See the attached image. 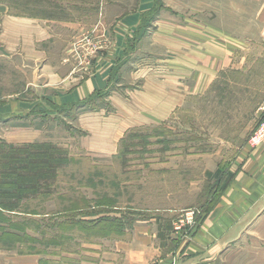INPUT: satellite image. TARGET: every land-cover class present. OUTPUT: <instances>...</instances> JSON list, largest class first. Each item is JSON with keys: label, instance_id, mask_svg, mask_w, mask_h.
Returning a JSON list of instances; mask_svg holds the SVG:
<instances>
[{"label": "rangeland", "instance_id": "1", "mask_svg": "<svg viewBox=\"0 0 264 264\" xmlns=\"http://www.w3.org/2000/svg\"><path fill=\"white\" fill-rule=\"evenodd\" d=\"M60 2L71 18L40 22L43 33L36 24L7 29L0 16V141L34 134L70 159L50 192L0 214V264H83L85 250H151L156 240L179 249L236 180L264 116V0H197L201 35L190 33L189 44L156 34L163 5L119 43L116 22L137 0ZM100 66L103 89L60 102L75 82L62 79L80 82ZM110 116L132 125L114 153L96 151L100 128L86 122ZM217 169L220 179H210ZM228 171L237 173L224 187Z\"/></svg>", "mask_w": 264, "mask_h": 264}, {"label": "crops", "instance_id": "2", "mask_svg": "<svg viewBox=\"0 0 264 264\" xmlns=\"http://www.w3.org/2000/svg\"><path fill=\"white\" fill-rule=\"evenodd\" d=\"M196 1L137 0L134 8L124 13L116 22L114 30L117 42H122L128 32L139 29L143 14L152 13L159 5H163L164 9L155 11L156 34L169 37L167 34L171 33L173 39L189 44L190 33L201 35L199 32L201 28L197 26L195 15L200 10ZM198 1L205 4V0ZM0 16H4L7 29L14 24H36L42 33L44 27L40 22H55L11 15L9 7L2 3H0ZM212 30L214 31L215 28ZM154 60L162 63L168 61L165 57ZM47 70L49 76L52 75V79L58 80L59 76L53 67L48 66ZM107 75V66H100L95 73L80 82H76L77 78L60 79L65 85L70 84L71 81L75 82L72 84V89L58 92L57 97L62 103H75L94 91L103 89L107 83ZM3 109L0 108V114L7 111ZM86 123L100 128L99 133L102 137L96 142L94 149L107 153L116 151L118 139L132 125L127 119L118 120L111 116L104 117L100 122L92 120ZM30 135L26 134L20 139L6 141L22 144L40 139L39 136ZM240 154V161L235 166V169L238 168V173L235 172L236 180L228 187L219 204L217 203L208 213L203 225L195 233L182 237L179 249L167 250L159 240H156L151 250H85L86 260L83 264H102L106 263L105 260L112 261L120 256L126 258L138 256L136 260L139 264H264V143L256 148H248ZM152 237L157 239L155 231H152ZM186 245L187 250H182Z\"/></svg>", "mask_w": 264, "mask_h": 264}, {"label": "trees", "instance_id": "3", "mask_svg": "<svg viewBox=\"0 0 264 264\" xmlns=\"http://www.w3.org/2000/svg\"><path fill=\"white\" fill-rule=\"evenodd\" d=\"M2 1L21 15L46 19L71 18L68 6L60 0ZM69 160L67 150L50 142L13 144L0 141V214L19 211L24 200L50 192L58 170ZM222 174L223 170L217 169L208 172V177L220 179ZM234 176L235 172H227L224 187ZM170 230L174 231L173 228Z\"/></svg>", "mask_w": 264, "mask_h": 264}, {"label": "built area", "instance_id": "4", "mask_svg": "<svg viewBox=\"0 0 264 264\" xmlns=\"http://www.w3.org/2000/svg\"><path fill=\"white\" fill-rule=\"evenodd\" d=\"M262 143H264V116L259 123V126L254 130L253 134L250 136V145L253 148H256L260 146ZM190 215H192V211L189 212ZM192 216L188 218L190 220Z\"/></svg>", "mask_w": 264, "mask_h": 264}]
</instances>
